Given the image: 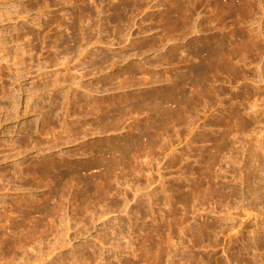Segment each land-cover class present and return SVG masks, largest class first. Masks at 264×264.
<instances>
[{
	"label": "rangeland",
	"instance_id": "374dc122",
	"mask_svg": "<svg viewBox=\"0 0 264 264\" xmlns=\"http://www.w3.org/2000/svg\"><path fill=\"white\" fill-rule=\"evenodd\" d=\"M263 61L264 0H0V264H264Z\"/></svg>",
	"mask_w": 264,
	"mask_h": 264
},
{
	"label": "bare ground",
	"instance_id": "6f19581e",
	"mask_svg": "<svg viewBox=\"0 0 264 264\" xmlns=\"http://www.w3.org/2000/svg\"><path fill=\"white\" fill-rule=\"evenodd\" d=\"M251 9H252V8H251ZM253 9H254V8H253ZM253 9H252V11H253ZM244 56H245V55H244ZM237 57H238V56H237ZM245 57H246V56H245ZM243 58H244V57H243ZM236 59H237V58H236ZM245 59H246V58H245ZM236 61H237V60H236ZM261 61H262V60H261ZM263 62H264V61H263ZM263 65H264V64H263ZM263 65H262V66H263ZM262 66H259V67H261V69H260V68L258 69V70H260V71L258 72L259 74L257 75V78H256V79H259V82L264 83V66H263V68H262ZM237 75H238V74H237ZM254 75H255V74H254ZM255 76H256V75H255ZM238 77H239V76H238ZM251 80H253V79H251ZM251 95H252V94H251ZM238 98H239V97H238ZM240 98H241V97H240ZM234 110H235V109H234ZM254 112H255V111H254ZM256 112H257V110H256ZM254 114H255V113H254ZM256 114H257V113H256ZM237 118H238V116H237ZM254 118H255V117H254ZM257 120H258V118H257ZM259 120H260V119H259ZM259 120H258L257 122H256L255 120H254L255 122H252V121H251L250 124L253 123V124H251V126H252V125L260 124L261 121H259ZM241 121H242V120H241ZM244 121H245V120H244ZM247 121H248V120H247ZM247 121H246V122H247ZM246 122H243L242 125L244 126V123H246ZM248 122H249V121H248ZM248 124H249V123H248ZM248 124L246 123V125H245L247 128H248L249 125H250V124H249V125H248ZM243 126H242V127H243ZM251 126H250L249 128H251ZM246 127H245V129H246ZM249 128H248V129H249ZM253 128L256 129V126L253 127ZM253 128H252V129H253ZM248 129H247V130H248ZM252 129H251V130H252ZM254 129L252 130V133H253ZM256 130H257V129H256ZM257 131H258V130H257ZM259 131H260V130H259ZM255 133H257V132L254 131V134H255ZM258 133H259V132H258ZM257 135H258V134H257ZM257 135H256V137H257ZM261 135H262V134H261ZM223 138H224V137H223ZM259 138H260V135H259L258 139H259ZM220 139H222V137H221ZM224 139H225V138H224ZM261 139H262L261 141L259 140L260 142H259L258 147L256 148V147L253 146V147H254V150H253V148H252V150L255 152V153L253 154V156L256 158L255 163H256V162H259L260 164H261V161H263V160L261 159L263 155L261 156V154H260V153H262V151L264 150V146H262V143H263V145H264V136H263V135H262ZM255 140H257V139H255ZM221 142H223V140H221ZM224 142H225V141H224ZM224 142H223V143H224ZM220 145L223 147L222 144H220ZM259 149H260V150H259ZM257 151H258V152H257ZM259 152H260V153H259ZM250 160H251V159H250ZM252 160H253V159H252ZM262 163H263V162H262ZM252 164H253V163H252ZM253 165H254V164H253ZM253 165H251V166H253ZM255 165H257V167H258V166L260 167V165H258V163L255 164ZM255 165H254V167H255ZM262 165H263V164H262ZM248 167H250V166L248 165ZM263 167H264V166H263ZM261 168H262V167H261ZM255 169H256V167H255ZM257 169H258V168H257ZM259 169H260V168H259ZM245 170H246V168H245ZM248 171H249V170H248ZM251 171H252V170H251ZM259 171H260V170H259ZM262 171H263V170H262ZM253 172H254V171H253ZM253 172H251V174H253ZM255 173H256V172H255ZM258 173H259V172H258ZM262 174H263V173H262ZM262 174H261V175H262ZM250 176H251V175H250ZM257 176H258L257 178L254 176V177H255V180H262V179L259 178V175H257ZM252 178H253V177H252ZM253 179H254V178H253ZM254 182H255V181H254ZM256 184L258 185V183H255V185H256ZM255 191H256V190H255ZM256 192H257V191H256ZM256 192H255V194H256Z\"/></svg>",
	"mask_w": 264,
	"mask_h": 264
}]
</instances>
